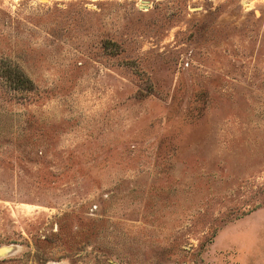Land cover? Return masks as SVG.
<instances>
[{
    "label": "rangeland",
    "instance_id": "rangeland-1",
    "mask_svg": "<svg viewBox=\"0 0 264 264\" xmlns=\"http://www.w3.org/2000/svg\"><path fill=\"white\" fill-rule=\"evenodd\" d=\"M0 249L264 264V0H0Z\"/></svg>",
    "mask_w": 264,
    "mask_h": 264
},
{
    "label": "water",
    "instance_id": "water-1",
    "mask_svg": "<svg viewBox=\"0 0 264 264\" xmlns=\"http://www.w3.org/2000/svg\"><path fill=\"white\" fill-rule=\"evenodd\" d=\"M3 253H5V251H0V255L3 254Z\"/></svg>",
    "mask_w": 264,
    "mask_h": 264
},
{
    "label": "bare ground",
    "instance_id": "bare-ground-1",
    "mask_svg": "<svg viewBox=\"0 0 264 264\" xmlns=\"http://www.w3.org/2000/svg\"><path fill=\"white\" fill-rule=\"evenodd\" d=\"M1 250V249H0ZM2 251V250H1Z\"/></svg>",
    "mask_w": 264,
    "mask_h": 264
}]
</instances>
